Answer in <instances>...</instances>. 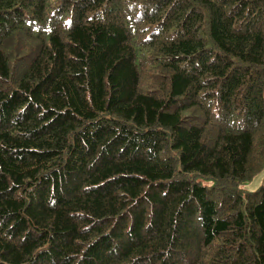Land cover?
<instances>
[{
    "label": "trees",
    "instance_id": "1",
    "mask_svg": "<svg viewBox=\"0 0 264 264\" xmlns=\"http://www.w3.org/2000/svg\"><path fill=\"white\" fill-rule=\"evenodd\" d=\"M264 0H0V264H264Z\"/></svg>",
    "mask_w": 264,
    "mask_h": 264
},
{
    "label": "rangeland",
    "instance_id": "2",
    "mask_svg": "<svg viewBox=\"0 0 264 264\" xmlns=\"http://www.w3.org/2000/svg\"><path fill=\"white\" fill-rule=\"evenodd\" d=\"M261 185L264 186V169L258 173L251 182L245 184V188L248 190H254Z\"/></svg>",
    "mask_w": 264,
    "mask_h": 264
}]
</instances>
